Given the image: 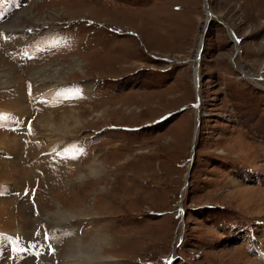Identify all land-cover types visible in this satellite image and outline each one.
Returning <instances> with one entry per match:
<instances>
[{"label":"rangeland","instance_id":"374dc122","mask_svg":"<svg viewBox=\"0 0 264 264\" xmlns=\"http://www.w3.org/2000/svg\"><path fill=\"white\" fill-rule=\"evenodd\" d=\"M1 235L0 264H264V0H0Z\"/></svg>","mask_w":264,"mask_h":264},{"label":"bare ground","instance_id":"6f19581e","mask_svg":"<svg viewBox=\"0 0 264 264\" xmlns=\"http://www.w3.org/2000/svg\"><path fill=\"white\" fill-rule=\"evenodd\" d=\"M210 15H212L211 13H210ZM73 116V115H72ZM78 119L79 118H75L73 121L75 122V123H78ZM64 122V121H63ZM55 124V123H54ZM53 124V125H54ZM74 124V123H73ZM197 125V124H196ZM66 126L65 125H61V131H64V130H66V128H65ZM70 129V128H69ZM58 132V131H57ZM66 132V131H65ZM68 134V133H67ZM12 150H14V151H17V149H14V148H12ZM93 166H94V168H96L95 167V164H93ZM97 167H99V166H97ZM97 169V168H96ZM89 170H92L93 171V168L92 167H90L89 168ZM99 170V169H98ZM97 174L99 173L97 170H94ZM100 171V170H99ZM111 171V170H110ZM101 176V175H100ZM99 176V177H100ZM87 201H85V203L80 207V209L81 208H83L84 209V207H86L85 209L86 210H90V208L89 207H91L90 206V204L88 203H86ZM73 212V211H72ZM90 212V211H89ZM85 213V212H84ZM63 214V213H62ZM93 214H97V213H92V215ZM80 215H84V214H80ZM59 216V215H58ZM92 217V216H91ZM96 230V229H95ZM98 230V229H97ZM93 236V235H92ZM1 237V239H5V235H1L0 236ZM93 241H90V240H88L89 241V247L87 246L86 248H85V250L83 249V250H79L78 251V253H77V255H73L74 256V260H78V261H81L82 259L84 260V262H85V258L88 260V262H91V263H94V264H103L102 263V260H104V259H109V258H113V257H111V256H109V257H103V254H102V252H97V248L100 246V242L98 241V237L97 236H94L93 237ZM77 242V241H76ZM72 244V243H71ZM79 245H80V243H78ZM88 245V244H87ZM82 248V247H81ZM99 250V249H98ZM74 260H73V262H74ZM100 262V263H99ZM257 264H260V263H257Z\"/></svg>","mask_w":264,"mask_h":264},{"label":"water","instance_id":"95a60500","mask_svg":"<svg viewBox=\"0 0 264 264\" xmlns=\"http://www.w3.org/2000/svg\"><path fill=\"white\" fill-rule=\"evenodd\" d=\"M205 6H207V4L205 3ZM213 15V14H212ZM208 20V19H207ZM206 23H205V25L203 26V29H205L206 27ZM230 36V35H229ZM196 122H198V118H197V121ZM192 158V156L190 155V159Z\"/></svg>","mask_w":264,"mask_h":264},{"label":"snow or ice","instance_id":"6c2138e0","mask_svg":"<svg viewBox=\"0 0 264 264\" xmlns=\"http://www.w3.org/2000/svg\"><path fill=\"white\" fill-rule=\"evenodd\" d=\"M27 194H28V193H27V191H26V192H25V195H27ZM44 236H45V240H47V238H48V234L45 233Z\"/></svg>","mask_w":264,"mask_h":264},{"label":"built area","instance_id":"2783aa9c","mask_svg":"<svg viewBox=\"0 0 264 264\" xmlns=\"http://www.w3.org/2000/svg\"><path fill=\"white\" fill-rule=\"evenodd\" d=\"M202 31V30H201ZM198 51H199V49H198ZM198 53V52H197Z\"/></svg>","mask_w":264,"mask_h":264}]
</instances>
